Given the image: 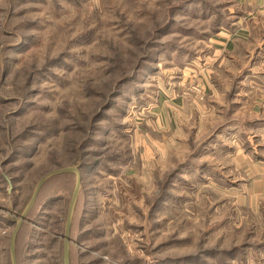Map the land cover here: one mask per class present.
Here are the masks:
<instances>
[{"label":"rangeland","instance_id":"1","mask_svg":"<svg viewBox=\"0 0 264 264\" xmlns=\"http://www.w3.org/2000/svg\"><path fill=\"white\" fill-rule=\"evenodd\" d=\"M242 11L234 0H0V264H11L10 238L38 181L70 167L81 176L70 264L254 256L264 226L206 184L222 172L234 120L264 134L242 124L264 108V64L240 83L254 49L230 61L209 42ZM163 112L171 130L158 126ZM75 182L41 188L17 264H63Z\"/></svg>","mask_w":264,"mask_h":264},{"label":"crops","instance_id":"2","mask_svg":"<svg viewBox=\"0 0 264 264\" xmlns=\"http://www.w3.org/2000/svg\"><path fill=\"white\" fill-rule=\"evenodd\" d=\"M234 2L239 9L243 10L241 15H238L230 26L220 27L209 39V42L215 51L214 53L221 54L230 61L240 57H249L254 49V58L238 82L242 83L248 79L255 81L257 71L253 64H264L263 43L260 45L263 46L262 49L256 45L258 42L257 22H262L261 20L264 18V0H234ZM260 29H264L263 23H261ZM175 105L181 108L183 101H175ZM255 113V117L244 120L242 124H250L249 126L254 130L258 127H264V108ZM165 115L170 118H165ZM161 119L158 126L164 130H171V115L163 112ZM234 122L228 126L234 132L230 136L232 145L224 148L222 165L218 166L222 172L217 179L211 178V181H206V184L219 189L223 193V197L227 193L230 194L231 205L236 207L238 211L242 210V212L245 211V214L252 215L251 220L264 226V145L259 143L264 141L262 140L264 134H246L240 127H236L240 125L238 120H234ZM235 129L239 132L234 131ZM249 137L253 141H260L250 144L247 149L243 147L244 145L237 143L238 140L248 141ZM222 200L221 207L229 202L226 198H222ZM210 220L212 221V218ZM251 250H253L254 256L251 259H245L244 264H264V241ZM233 262L232 260L231 263ZM226 264L230 263L226 262Z\"/></svg>","mask_w":264,"mask_h":264},{"label":"water","instance_id":"3","mask_svg":"<svg viewBox=\"0 0 264 264\" xmlns=\"http://www.w3.org/2000/svg\"><path fill=\"white\" fill-rule=\"evenodd\" d=\"M65 173H73L76 176V182H75V186L68 204V208H67V216H66V222H65V228H64V235H63V264H69V245H70V240H69V234H70V227H71V221H72V216L74 213V208L77 202V198L80 192V187H81V176H80V172L78 168H62V169H58L55 171H52L50 173H47L46 175H44L36 184L35 189L33 191V194L27 204V206L25 207L24 211L22 212L15 228L13 231V234L10 238V254H11V264H17L16 263V257H15V251H14V241H15V237L16 234L18 233L22 223L24 222L25 218L28 216V214L30 213V211L32 210L37 197L40 193L41 188L43 187L44 183L57 175H61V174H65ZM6 182L8 183V191H10L11 189V184L10 181L4 177Z\"/></svg>","mask_w":264,"mask_h":264},{"label":"trees","instance_id":"4","mask_svg":"<svg viewBox=\"0 0 264 264\" xmlns=\"http://www.w3.org/2000/svg\"><path fill=\"white\" fill-rule=\"evenodd\" d=\"M64 175H73V173H65V174H61V175L54 176V177L48 179V180L44 183V185H45L49 180L54 179V178H56V177L64 176ZM44 185H43V186H44ZM72 219H73V218H72ZM71 228H72V221H71L70 231H71ZM19 230H20V229H19ZM18 234H19V231H18V233L16 234V237H15V241H14V251H15V242H16V240H17ZM69 240H71V238H70V234H69ZM62 255H63V244H62ZM15 257H16V254H15ZM16 263H17V260H16ZM69 264H70V245H69Z\"/></svg>","mask_w":264,"mask_h":264}]
</instances>
